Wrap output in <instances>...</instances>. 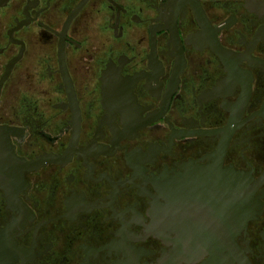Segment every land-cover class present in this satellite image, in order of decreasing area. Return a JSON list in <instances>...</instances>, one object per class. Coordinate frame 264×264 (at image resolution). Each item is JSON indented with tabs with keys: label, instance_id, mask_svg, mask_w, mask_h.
I'll return each instance as SVG.
<instances>
[{
	"label": "flooded vegetation",
	"instance_id": "af4514ba",
	"mask_svg": "<svg viewBox=\"0 0 264 264\" xmlns=\"http://www.w3.org/2000/svg\"><path fill=\"white\" fill-rule=\"evenodd\" d=\"M0 264H264V0H0Z\"/></svg>",
	"mask_w": 264,
	"mask_h": 264
}]
</instances>
